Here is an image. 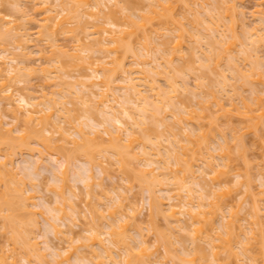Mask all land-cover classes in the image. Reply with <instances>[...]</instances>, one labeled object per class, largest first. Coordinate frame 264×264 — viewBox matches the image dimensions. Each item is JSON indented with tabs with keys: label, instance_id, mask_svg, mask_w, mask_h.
<instances>
[{
	"label": "bare ground",
	"instance_id": "1",
	"mask_svg": "<svg viewBox=\"0 0 264 264\" xmlns=\"http://www.w3.org/2000/svg\"><path fill=\"white\" fill-rule=\"evenodd\" d=\"M21 1L22 0H3V3L0 4V6L5 5V7L9 5L7 9L9 7L12 8L11 5L15 6L19 16H21V21H17L11 16V13L9 15L7 14L9 12L3 13L0 11V56L6 57L0 60V157H3V159L0 160V187L2 186L3 188L1 190L2 193H0V216H2L3 221H5V223H2L5 228L2 229L8 231L4 232L8 233H6V235H8V238H6L7 243L9 241L8 244H10L6 245L8 249L5 248V246H2L3 248L1 247L0 264H22V261L24 262L23 264H136V262L137 264H155V262L156 264H175V259L185 264H231L232 261L233 264H259L258 259L263 256H259L258 253H260V251H258L257 254H253L254 250L252 251V249L256 251V247L253 248V246L257 244V242L259 243L256 245L258 250H260V244L264 248V213L262 212L263 215L261 214L260 211L262 208L258 203V199H256L258 197L254 196L255 191L252 186V181L255 176H251L253 173L247 176V172H245L246 176L242 179L243 175L236 174V184L239 187L238 190L243 189L245 196L248 195V197H253V202L247 214L251 217V221L245 216L246 218L243 217V221H246L247 225H245L246 223L243 224L241 218V220H238L242 223L238 220L233 222L234 219H232V217L234 218V214L233 216L230 215V206L220 199L221 195L226 197L229 194V191H223V183L220 181V175L227 172V170H222L220 167H225L227 169L230 167V163L227 159L230 156L232 146L230 148L231 144L229 143L230 145L228 144L227 151L222 154L223 164L217 163V157L215 160L210 159L211 148L213 146L211 145L212 147H210L209 144L212 140L209 143L210 138L208 137L213 138L217 133L215 131L214 135L209 133L208 131L211 129L203 132L202 126L198 123L201 119V121H203L204 117L205 119L213 117L211 116L212 113L209 117L207 116L209 115V110H212L215 104L218 106L219 111L235 114L240 119L247 121L246 125L248 130L255 129V134H258L259 128H261V130L264 129L260 127V125L264 123V96L255 97V103L251 105L248 100H245L246 97L242 96V93L233 86L234 83H231V79L234 78L235 80L242 81H238V83L242 85L243 89H245L244 87L246 85L250 90L251 87L253 88L252 90H258V92L264 90V68L263 63H260L264 59V56L262 59L257 53L258 49L264 46V25L260 26L255 23L256 18L254 19V25L252 23L250 24L251 27L247 26L248 23L245 19H247L246 16L248 13H246L247 10L245 12V9L241 7L244 4L240 2H243V0H214L215 4L212 1L210 6L206 5L209 4L210 0H203L205 2L202 3V1H200L201 4H199V6H194V4L199 3V1L195 0L197 2L193 1L192 3L194 4H192L193 7L191 8L188 5L191 4V2H188L189 0H150L151 2L147 3L152 9L148 6L145 7V5L143 7L141 6L146 0H143V4H139V1L142 2V0H137V5L144 8L143 10L137 9V11L140 12V16L143 17L139 19L142 20L141 22L134 19L135 14L136 16L138 15L134 11L132 5L133 0H61V8H59V10L54 9L51 3L46 5L44 0H32L33 3L37 1V3L35 2L36 5L34 6L31 1L30 3L33 6L27 9L28 6L25 7L22 5ZM152 1L155 3H152ZM238 1L242 4L241 6ZM51 2L55 3V0H51ZM38 3H40L38 6L41 8L37 7ZM181 3L183 5H181ZM184 3H186V5H184ZM255 4H258V6L255 7L261 6V3H258V1ZM44 5L46 6L44 7ZM179 5H181L183 11H185L184 9H186V11H180V9L177 8ZM223 5L226 7L223 8ZM23 7L25 9H23ZM33 7L36 8L32 9ZM156 7L160 8L157 10L155 9ZM194 7L200 8L193 10L192 8ZM11 8H9V10H11ZM107 8L111 9L106 11ZM201 8H203V10H200ZM14 9L11 11L15 12ZM189 9H192V12L195 11V14H190ZM224 9L227 13L225 11V13H223ZM0 10H2V8ZM38 10L41 11L39 14L42 16L37 19L35 17ZM254 10L251 15L253 14V17H257L256 15L258 14L255 13L261 11V16H258L260 19L259 22L264 24V15H262L264 14V7L261 6V10L256 9L255 12ZM144 11H147V14H144ZM186 12L189 13V16L195 15L194 19L192 18L194 21H191V26L195 25L193 28L196 30L192 36H195L196 39L193 40L196 44L191 47H188L190 44L188 45L187 43L194 41H191L192 38L190 37L192 36H190V33L188 34L185 31L187 30V27H184L186 22L182 25L184 28L180 25L181 23H178L177 26L179 27L175 25L179 20V14L183 13L181 17L183 19L187 18L186 16L188 13ZM31 13H35V17H33L34 15ZM118 13L124 16H118ZM200 14L204 16L201 17ZM183 15H185V17H183ZM140 16L138 17L140 18ZM90 18L94 19L91 20ZM29 23H36L39 37L38 34L34 33L36 31L33 32L34 34L30 32L33 31L32 28L35 27V25L30 27V29L28 26L31 24ZM147 23H149L151 28L150 26L147 27ZM70 25L75 26L70 27ZM155 25L159 26L157 28L153 27ZM240 25L241 27L243 26V28L245 27L242 32L237 30V28H241ZM180 27L183 29H181L182 32L178 34L177 32H179ZM222 28H226V30H222ZM35 29L37 28L35 27ZM159 29L162 30V32L168 31L166 34L170 33L169 35H172L171 38L175 37L174 39L172 38L173 41L176 42L173 47H168L169 40L157 43V45L155 44L157 36H159L157 35ZM140 31L143 36H139ZM224 31H228L227 33L229 34L227 35ZM185 32L190 36L188 38L190 42H187L188 40L185 37L188 36L184 35ZM32 34L34 38H30ZM59 34L63 36H65L64 34H67L66 36L70 35L73 39L72 42L75 41L74 43H76V46L74 47V43L73 46L67 44L66 48L63 49L65 45H59L60 43L58 44V40H56V37L59 38ZM163 34L165 33H162V35ZM154 36L155 38H153ZM160 37L161 36H159V38ZM226 37L229 38V40L225 39ZM31 39L41 40V43L45 40L48 42L41 44L40 41H37L39 42L38 44L33 40V44H31ZM87 39L92 41H88ZM141 39L143 40L140 41ZM5 40H11V42L8 41L10 44ZM183 40L184 43H186L185 49ZM2 41L7 42L9 47L6 43H2ZM134 41H138L137 44L136 42L134 43ZM236 42L240 43V47L243 46L240 53H243V59L248 61L247 64L250 65V70L247 69L249 72H242L243 69L246 70V68L242 67L243 69H239L237 65L238 57H235V54H230L232 53L231 48ZM201 43L207 45H204L207 47V50L209 48L206 53V50H203L205 47H202ZM153 44L156 45V47L153 46ZM225 44L226 46L229 45L226 47ZM10 45L11 47L13 45L14 49L10 48ZM42 45L47 46L41 47ZM237 46L238 45H236V47ZM17 47L21 49L19 52L15 51ZM33 47L36 49H33ZM68 47L71 48L70 52ZM188 48H191V50ZM47 49L51 50H48L50 51V55H46L48 53ZM185 50H189L190 56L194 58H192L194 64L198 62L202 72L196 69L193 63L187 64L188 58H186V62L185 59H181L184 56L182 55V51ZM234 53L238 54L235 51ZM32 55L38 57L39 61H41L42 65L41 63L39 64L41 67H37L40 68V70L32 69L31 64L29 67V63H25ZM150 57L151 59H149ZM128 58H130V62H127ZM223 59L227 60V66L224 65L227 67L226 70H232L233 76L231 78L227 77L230 75H226L228 72L225 71V68L224 70L221 69L223 67L221 66L224 62ZM13 60L15 64L12 63ZM240 60L242 61V59ZM28 61L29 59L27 62ZM65 61H68V63ZM131 63L134 65L132 66ZM211 63L214 65L212 64V66ZM67 66H78L79 68L83 66L82 70H86L85 68H87L90 72L87 73L88 75H83L85 78L81 75L77 78V75L69 73V71L72 72L74 68L68 69ZM134 66L136 67L134 68ZM192 68L195 70L191 71ZM10 71L14 72L12 76H9ZM59 71L65 75L69 73L70 77L68 80L63 78L64 75L61 77L62 73H58ZM181 71L182 73L184 71L183 74L185 76L183 75V77H186V74L189 76L190 72L194 74V76L196 72H201L199 75H197V73V76H195V78L198 77L200 80L196 78L197 84L195 83L194 89L189 85L190 83H188L190 78L188 79L187 77L188 80L183 78ZM34 72L36 73L35 75L44 77L45 86L51 87V89L43 90L41 92L43 94H40L42 96L36 95L37 93L35 92H32L33 94L25 93L28 94L25 95L23 92H20L19 89L12 87V85L15 86L20 82H25L28 80L26 79L28 77H33L32 75ZM187 72H189V74ZM234 72H236L235 75ZM247 72L248 74H246ZM208 73H210V75H217L216 79L218 77L217 81H219V84H217L218 82L215 80L212 82L206 80L205 77H210ZM116 74L117 76H115ZM118 74L120 77H118ZM73 76L76 77V79ZM249 76H251V80L248 79ZM71 78L75 81H72ZM161 78L164 79L166 83L163 86L160 84ZM58 79L60 80L59 82ZM69 79H71L70 81H72V83ZM207 79L211 80V77ZM228 79L230 82L227 81ZM117 81H122V83L118 82L116 84ZM257 82L259 84L262 83L263 86L254 84ZM215 83L217 85H215L214 88L218 90L219 88H216V86L221 85L223 92L226 94H230L227 90L232 88V92L235 94V96H233L234 94L232 96L238 98L242 106H238L240 103L237 104L236 100L229 98L230 96L227 97L230 101L224 99L226 101L224 102L223 98L226 97V95L224 96L222 90L219 91V95L223 94V98L216 94L218 92L212 88ZM67 84H69V86ZM77 86H79L78 89ZM205 87L206 89H204ZM74 88L76 89L75 91L72 90ZM188 88L194 92V96L197 98L195 102L197 108L193 106L190 107L189 104L191 103L187 104L184 100L175 101V97H177L181 91H187ZM45 91L48 92L46 93ZM71 91L73 95L67 97L66 93L69 92L72 94ZM49 92L51 94H48ZM211 103H213V106ZM225 103H227L229 107H227ZM45 104L51 106L53 110L50 112L45 111ZM67 104H72L73 107L69 105L71 107L69 108ZM57 105H59V107H57ZM93 108L96 111H92L94 110ZM81 111H83V114ZM94 112L100 117L97 118V120L95 119L97 116L93 114ZM58 114H60L59 121L64 122L63 131L77 129L84 133L85 139L83 143L77 142V148L79 149L78 155L80 154L86 158L87 165L84 167L83 171L76 174L75 181H79L81 178L87 176L89 183L87 184V189H85V185L80 187H84L83 189H79L81 193L76 191L78 189H76L74 185L75 188H72V184L66 186L67 179H65L62 185L52 184V186L49 187V190L55 195V198L53 197L54 202L52 203L51 200L48 201L49 199L46 200L43 195H40L38 191H42L41 189L36 188L38 186L42 187L44 184L37 186V182L33 183V181H16L15 186H17H13V168L15 163H13L14 161L12 158L15 157V154L17 156L18 152L22 153L25 151L28 152L31 157L34 156L33 158H36L39 153H34L33 144L35 146L36 144L43 146V148H46L45 150H50L49 148L57 150L56 148H59L61 145L62 147H60L59 153H61V149L64 151L69 149L68 151H71L72 149L68 148V145H71L73 141L65 137L61 129L56 128ZM170 116L173 117V120H170ZM4 117H10L8 118L10 121ZM209 119L207 121H210ZM114 120H118L119 124H113ZM168 120L175 122L174 127L176 128L179 126V130L175 129L173 126L172 130L170 127L171 123L169 124ZM228 120L226 118V121ZM13 121H15V123H13ZM22 122L25 123H23L24 125L28 124V127L21 126ZM229 122L231 123L232 121ZM207 123L205 127H207ZM217 123L219 124L220 122L217 121ZM51 124L53 128L49 129L48 125ZM211 124L212 128H215L216 120L214 119ZM54 128L61 132L59 135L60 138L54 140L55 143L49 140L42 141L36 139V137L40 135L41 129L51 132ZM239 128L241 127L239 126ZM239 128L237 127V131ZM234 129L236 130V128ZM239 131L243 132L242 129ZM17 132L20 133L19 136L15 135ZM233 135L234 134H232V136ZM224 137L226 136L222 135V138ZM163 139L169 144L164 145ZM229 139L231 140L232 138ZM56 140L64 144L57 143ZM18 141L20 143H18ZM65 143L67 145H65ZM242 150L243 149L240 151ZM26 152L24 154H27ZM56 152H58V150ZM48 154L55 155L51 151L50 153L48 152ZM100 155L103 158H107V162H109L110 165L113 164V168L118 167L119 172H128V175L125 174L127 178L122 176L123 179L125 178L124 180L127 182L132 180V183L133 180L137 181L138 185H140V190L148 192V204L143 206V208L137 207L138 210L134 208V204L131 203V201L127 202L128 196L123 193L121 188L119 190V188L113 186V188L110 187L111 190L107 188L110 190L109 191L104 187V178L100 180L95 178L97 176L92 172L94 167L99 169L101 167L103 172L106 170L104 172L106 174L109 170L107 166L102 164L103 161L99 159L101 158ZM23 157L26 158V160L23 161L30 162L25 155ZM57 158L59 159V156H57ZM29 159L32 158L29 157ZM199 160L204 166L206 165L207 168H204L205 171L203 167L199 165ZM219 160L220 158L218 157V161ZM169 161H171V167H167L166 170H157V166L164 167ZM29 162H27V165ZM47 163L46 165L48 166ZM3 165H9L11 167L7 170H3V168H1ZM41 167H43V165H41ZM195 167L197 169H195ZM262 170L259 169V171H257V173H259H256V175L261 178L260 184L264 187V171ZM38 171L39 169L37 172ZM207 174L211 176L208 182L206 178L208 176ZM39 175L38 172V176ZM54 176L50 179L51 181ZM201 176L203 183L201 182L202 180H199ZM204 179L206 181H204ZM29 182V189L27 190V188H25L26 191L24 185H27ZM45 184L47 185L48 182ZM96 185L100 188L97 189V187H95ZM34 188L38 190L33 191ZM77 188H79V186H77ZM66 190H68L67 195ZM262 193L264 198V190ZM57 194L65 201L62 205L57 203ZM75 197H77L76 199L79 197L82 200L80 202H75L73 200ZM95 198L97 200L99 199L98 202ZM33 199H41L43 204L48 206L46 211L45 208L43 209L44 211L42 210L40 212L37 209L31 210L33 206L34 208L39 207L38 205L41 206V201H39L38 204V202H35L36 200ZM103 199L109 200L106 201L107 204L105 202L106 206L103 205ZM69 200L71 201L70 203H68ZM83 201L84 203H82ZM108 202L110 203L108 204ZM262 202L264 204V200ZM76 203H80L81 205L85 204V210H81ZM225 204L229 208L230 219L224 215L228 214L225 212L227 208L224 209L226 206ZM105 207V211L109 212L108 215L103 213V208L105 209ZM262 207H264V205H262ZM144 209L148 210L146 214L144 213ZM87 212L90 213L89 216ZM220 212H224L222 213L223 216ZM38 213L45 219V229H43V232H40L45 234L38 235L39 237L42 236L40 237L42 238L41 242L43 241L42 243L44 244L42 248L38 246L39 243L35 240V238L39 239L37 236L38 229H40L38 226L39 219L35 217ZM46 213L51 217L45 218L44 215ZM94 214H96L97 217L99 216V221L105 222L103 223L104 227L101 225L102 222L96 221L97 218H94ZM159 214L165 217L163 218L165 222H167L166 225L168 224V228L166 229H169L172 234L176 235L178 234L177 232L182 231L180 235H176L177 241L183 243V246L180 245L182 246V255L173 253L171 245L176 241L171 242L172 239H169V236L166 237V233H164L159 226H155L156 222L153 219L155 215L158 217L161 216ZM219 214H221L222 219H217V216H220ZM148 217L151 218V223H149ZM103 218L106 219L103 220ZM66 220H68V224ZM131 220L134 222L137 220L136 225L139 226L134 224L131 225ZM216 220L220 222L218 223L220 224L219 229L217 228L218 226L215 225L217 223ZM146 221L151 225L147 224L148 227H153L151 231L156 233V236L158 235L155 240V242H158L156 245L163 244L165 248L164 255L157 254L159 257H157L156 260L153 259L154 261L148 260L149 263L142 259V256L144 257L145 255V257H147V254H150L148 253V249H151L148 245L149 241L144 238L145 234H143V232L145 231H143L141 227ZM27 224L30 226L32 225L33 228L25 227ZM40 224L41 223H39V225ZM72 224L81 227L79 231L84 234L83 236L80 235L82 238L75 236L74 233H76V231L73 229ZM82 224L84 226L83 228ZM130 225L134 227L131 228ZM147 225L145 226L146 229ZM102 227L103 229H101ZM36 228H38V231H31ZM129 229H133L137 232L136 237H132V234L128 233V231L130 232ZM49 231L54 233V238L59 239L65 246H62V244L58 246V243H54V245L51 244V239H49V241L47 239ZM29 232H33L34 237H32ZM34 232L36 233L34 234ZM160 232L164 234H160ZM137 235L139 241H137ZM181 235L183 236L180 238ZM189 241L191 242L190 246L188 245ZM200 241L204 242L206 244L205 246L208 247L202 245ZM132 242H135L137 245L132 246V244H130ZM235 242L239 244L240 251L235 249ZM84 247L87 248L86 253L84 250L78 251L80 248L84 249ZM206 248H208V250H206ZM30 251H35V254H30ZM140 251H142L143 255H141ZM155 252L158 253V249L157 251L153 250L151 254L154 255ZM222 253H225L226 256L222 257ZM161 256H164L166 259L169 257L172 263L171 261L168 263V259L167 261L162 259V261L160 259L162 258ZM72 258L76 260L71 261L73 260ZM147 258H150V255ZM261 259L264 258H260V260ZM209 260L212 263L209 262Z\"/></svg>",
	"mask_w": 264,
	"mask_h": 264
},
{
	"label": "rangeland",
	"instance_id": "2",
	"mask_svg": "<svg viewBox=\"0 0 264 264\" xmlns=\"http://www.w3.org/2000/svg\"><path fill=\"white\" fill-rule=\"evenodd\" d=\"M32 0H22L21 1V4L22 5H24L25 7H27V9L29 8V7H32L33 5L35 6L36 5V3H37V1H34V3H33V1H32V4L30 3ZM139 1V0H138ZM137 0L135 1V0H133L132 1V5H133V7H134V11H135V13H137V15L138 16H140V12H138L137 11V9L139 8L140 10L142 9H144V8H141L140 7V5H137L138 2ZM171 1H174V0H171ZM188 1V0H187ZM193 1H195V0H189L188 2L190 3L191 2V4H188L189 5V7L191 8V7H193V5L192 4H194V3H192ZM197 1H199V3L197 4H194V6L195 5H198L199 6V4H201V2L200 1H202V3L203 2H205V1H203V0H197ZM197 1H195V2H197ZM209 1V0H208ZM213 1V3L215 4V2H214V0H210V2H209V4H206V5H211L210 3ZM216 1V0H215ZM258 1V3L260 2L261 3V6L262 7H264V0H243V2L242 1H240L242 4H244L243 6H241L242 4H240V2H239V4H240V6L243 8V9H245V12H246V10H247V12L246 13H248V15L247 14H245V15H247L246 17H247V19H245L246 21H247V26H250L251 27V25L250 24H252L253 23V25H254V19H259V17L258 16H261V11H259V12H257V13H255V14H258V15H256L257 17H253L252 15H251V13H253V10L255 9H260L261 10V6L259 5V7H255V6H258V4H255L256 2ZM36 2V3H35ZM147 2H151L150 0H146V1H144V4H143V0H142V2H140L139 1V4H143V5H141L142 7L145 5V7H147L148 6V3ZM186 2V1H185ZM52 3V2H51ZM147 3V4H146ZM152 3H155L154 1H152ZM151 3V4H152ZM40 3H38L37 4V7H39L38 5H39ZM238 4V5H239ZM42 5V4H41ZM155 5V4H154ZM181 5H183L182 3H181ZM181 5H179V6H177V8L178 9H180V11H183V9L181 8ZM184 5H186V3H184ZM192 5V6H191ZM205 5V6H206ZM226 5H228V4H226ZM7 7L9 6V5H6ZM12 6V8L11 7H9V8H11V10H13L14 8H15V6H13V5H11ZM46 5H44V7H45ZM110 6V5H109ZM208 6V7H209ZM7 7H5V5H2V6H0V9L2 8V10H0V11H2L3 13H6V12H9V13H7V14H9L10 15V13H11V16L14 18V19H16L17 21H21L20 20V18H21V16H19V14H18V12H17V9L15 8L14 10H15V12L14 11H11V10H9V8L7 9ZM149 7V6H148ZM200 7H201V5H200ZM199 7V8H200ZM207 7V8H208ZM213 7V6H212ZM226 7V6H225ZM224 7V5H223V8H225ZM34 8H36V7H33L32 9H34ZM39 8H41V7H39ZM149 8H151V7H149ZM160 8V7H159ZM158 7H156L155 9H159ZM187 8V7H186ZM197 9H199L198 7H196ZM196 8L194 7V8H192L193 10L195 9L196 10ZM247 8V9H246ZM23 9H25L24 7H23ZM38 9V8H37ZM36 9V10H37ZM109 9H111V8H107V10L106 11H109ZM138 9V10H139ZM152 9V8H151ZM150 9V10H151ZM192 9H189L190 10V14L191 13H193V14H195L194 12L195 11H193L192 12ZM8 10V11H7ZM35 10V11H36ZM57 10V9H56ZM59 10V9H58ZM185 11H186V9H184ZM200 10H203V8H201ZM255 10H254V12H255ZM28 11V10H27ZM33 11V10H32ZM185 11H183V12H185ZM225 11V9L223 10V13H225L224 12ZM231 11V10H230ZM252 11V12H251ZM1 12V13H2ZM29 12V11H28ZM31 12V11H30ZM41 11H39L38 10V12H37V15L35 14V13H31V14H35L36 15V17H35V15L33 16V17H35V18H41V16L42 15H40L39 13H40ZM145 13L144 14H147V11H144ZM152 13V12H151ZM186 13H188V12H186ZM227 13V12H226ZM20 14H21V12H20ZM141 14H142V12H141ZM181 14H183V13H181ZM181 14H179L178 15V18H179V20H178V22H177V24H175L176 25V27H179V26H177L178 25V23H181L180 25L182 26L185 22V26L184 27H187V30H185L188 34L190 33V36H192V34L194 33V31L196 30V29H194L193 27H195V25H193V26H191L192 24H191V21H194L193 19H194V17H195V15H190L189 16V13L187 14V18H185V19H183L182 17H181ZM22 15V14H21ZM122 14H120L119 15V13H118V16H121ZM122 16H124V15H122ZM138 16H136V14H135V16H134V19H136V20H138V22H141L142 20H139V19H141V18H143V17H141L140 16V18L138 17ZM200 16L202 17V16H204L203 14H200ZM17 17H18V19H17ZM137 17V18H136ZM183 17H185V15H183ZM189 17V18H188ZM147 18V17H146ZM193 18V19H192ZM240 18V17H239ZM91 19V18H90ZM94 18H92L91 20H93ZM256 19V22L255 23H257L258 25H260V26H263L264 24L263 23H261V22H259L260 21V19L259 20H257ZM143 20H145V19H143ZM29 24H31L30 26H28L29 28L30 27H33V25H35V27L37 28V29H35V27H33L32 29H33V31H30V32H34V31H36V32H34L35 34H38L37 32V30H38V27L36 26V23H29ZM154 24V23H153ZM196 24V23H195ZM147 27H149L150 25H149V23H147ZM173 25V24H172ZM75 25H70V27H74ZM159 26V25H158ZM158 26H153V27H158ZM166 26V25H165ZM246 26V27H247ZM171 27V26H170ZM183 27V26H182ZM183 27V28H184ZM239 27V26H238ZM240 27H241V25H240ZM150 28H151V26H150ZM149 28V29H150ZM183 28H181L180 27V30H179V32H177L178 34H180L182 31H181V29H183ZM241 28H243V26L241 27ZM241 28H237V30L239 31V32H242V30H244V28L243 29H241ZM31 29V28H30ZM148 29V28H147ZM160 29H162V28H160ZM159 29V33L157 34V35H159V36H161L160 38H159V36H157V39H156V45H157V43H162V42H164V41H167V40H169L170 42H169V44H168V47H173L174 45H175V41H173V39L175 38V37H172L171 38V36L172 35H169L170 33H168V34H166L168 31H163L162 32V30H160ZM164 29V28H163ZM171 29V28H170ZM186 29V28H185ZM164 30H167V29H164ZM174 30H176V29H174ZM188 30H189V32H188ZM222 30H226V28H222ZM150 32H152V31H150ZM171 32H173V31H171ZM186 32L184 33V35L185 36H188L187 34H186ZM225 32V31H224ZM228 31H226L225 33L228 35L229 33H227ZM33 33V34H34ZM162 33H165V34H163L162 35ZM32 34V36L30 37V38H34V35ZM82 34V33H81ZM80 34V35H81ZM149 34V33H148ZM60 36H59V38L58 37H56V40H58V44L59 45H65L64 47H63V49H65L66 48V46H67V44L68 45H74V47L76 46V43H74V42H72L73 41V39H72V37L70 36V35H68V36H66L67 34H64L65 36H63L62 34H59ZM143 36L142 35V32L140 31L139 32V36ZM153 35V34H152ZM173 36H174V34H173ZM182 36H183V34H182ZM190 36H188V37H185V38H187V42H190V39H188ZM38 37H39V34H38ZM37 37V38H38ZM92 37V36H91ZM91 37H90V39H91ZM153 38H155V36L153 37ZM183 38V37H182ZM184 38V39H185ZM190 38H192L191 39V41H194L196 38H195V36H192V37H190ZM137 39V38H136ZM135 39V40H136ZM194 39V40H193ZM225 39H228L229 40V38H225ZM33 40L34 39H31V41L30 42H32L31 44H33ZM88 41H92V40H89V39H87ZM143 39H141L140 41H142ZM151 40V39H150ZM153 40V39H152ZM176 40H178V39H176ZM5 41H10L11 42V40H5ZM34 41H36V43H38L39 44V42H37V41H40V43H41V40H34ZM139 41V42H140ZM145 41V40H144ZM185 41H186V39H185ZM3 42L2 41V43H6L7 45H8V47H9V44H10V42ZM45 43L46 42H48V41H44ZM44 42H42L41 44H43ZM136 41H134V43H135ZM138 42V41H137ZM137 42H136V44H137ZM146 42V41H145ZM195 42V41H194ZM194 42H190V43H187L189 46L188 47H191V46H193V45H195L196 44V42L194 43ZM240 42V41H239ZM239 42H236V44L231 48V50H232V53H230V54H235L236 56L235 57H238L237 58V61H238V63H237V65H238V67H239V69L240 68H242V67H244V68H246V70H244L243 68V71L242 72H246V71H248L249 72V70H250V65L249 64H247L248 63V61H245L244 59H243V53H240V51L242 50V47H240V43ZM1 43V44H2ZM44 43V44H45ZM74 43V44H73ZM183 43H184V40H183ZM204 43V42H203ZM203 43H201V46L202 47H205V48H203V50L205 51V53L209 50V48H208V50H207V45L206 44H204V45H206V46H204L203 45ZM205 43H206V41H205ZM6 44H3V45H6ZM12 44V43H11ZM38 44H36V45H38ZM47 44H49V43H47ZM135 44V45H136ZM142 44H143V42H142ZM227 44V43H226ZM226 44H225V46H226ZM2 45V46H3ZM139 45V44H138ZM137 45V46H138ZM156 45H154L153 44V46H155L156 47ZM229 45V44H228ZM227 45V46H228ZM236 45H238L237 47H236ZM38 46H40V45H38ZM44 45H42L41 47H43ZM47 46V45H46ZM46 46H44V47H46ZM49 46V45H48ZM140 46V45H139ZM183 46H185L184 47V49L186 48V43H184L183 44ZM226 46V47H227ZM71 47V46H70ZM70 47H68V50H69V52H70V50H71V48ZM163 47H165V46H163ZM10 48H12V49H14L13 48V45H12V47H11V45H10ZM47 48H49V47H47ZM260 48H262V49H260ZM259 49H258V56H261L260 58H262L263 56H264V46H262V47H260ZM33 49H36L35 47H33ZM46 49V48H45ZM73 49V48H72ZM188 49H190L191 50V48H188ZM48 50H50V49H47V54L46 55H48L49 54V52L51 51H48ZM46 51V50H45ZM187 50H185V51H182V55H184L181 59L182 60H184L185 59V62H186V58H188L189 60H188V62H187V64H189V63H193L194 64V58L192 57V56H190V53L187 51ZM220 51V50H219ZM234 51L235 52H237L238 54H236V53H234ZM261 53H260V52ZM226 52H228V51H226ZM209 53H211V52H209ZM225 53V52H224ZM36 54V53H35ZM50 55V54H49ZM239 55H241V56H239ZM66 56V55H65ZM68 56V55H67ZM227 56V55H226ZM240 57V58H239ZM192 60H191V59ZM29 59V61L27 62V60ZM27 60H26V62L25 63H29L28 65H29V67H30V64H31V68L32 69H36V70H40V68H37V67H41V65H42V63H41V61H39V58L38 57H36V56H34V55H32L30 58H28ZM65 59H67V58H65ZM68 59H70V58H68ZM149 59H151V57L149 58ZM180 59V60H181ZM240 59H242V61L240 60ZM259 59V58H258ZM263 59V58H262ZM64 60V59H63ZM106 60H108V59H106ZM130 60V58H128V61L127 62H130L129 61ZM224 60V59H223ZM223 60H222V62H223ZM43 61V60H42ZM70 61V60H69ZM178 61V60H177ZM213 61H214V59H213ZM260 61V60H259ZM66 63H68V61H65ZM196 62V61H195ZM212 62V61H211ZM41 63V65H39ZM177 63H179V62H177ZM180 63H182V62H180ZM260 63H263V68H264V59L262 60V62H260ZM132 64V63H131ZM213 63H211V65H212ZM247 64V65H246ZM67 65H69V64H67ZM134 64H132V66H133ZM181 65V64H180ZM195 65V68L196 69H199L201 72H202V69H200L199 68V63L198 62H196V64H194ZM214 65V64H213ZM212 65V66H213ZM227 66V60H224V62H223V64L221 65V66H223L221 69H223L224 70V68H225V71L226 72H228V73H226V75H230V76H227V77H232L233 75H232V70L230 71V70H226L227 69V67H225V66ZM86 66V65H85ZM190 66V65H189ZM261 66V65H260ZM68 67V66H67ZM136 66H134V68H135ZM191 67H193V66H191ZM71 69V68H74V70L71 72V71H69V73L70 74H75V75H77V78L78 77H80V75L83 77V78H85V76H83V75H86L88 72H90L89 70H87V68H85L86 70H82V68H83V66L81 67V68H79L78 66H72V67H68V69ZM247 69H249V70H247ZM192 70H195L194 68H192L191 69V71ZM199 70H197V71H199ZM64 71V70H63ZM260 71H262V70H260ZM201 72H196V74L197 75H199ZM248 72L246 73V74H248ZM38 73V72H37ZM41 73V72H40ZM39 73V74H40ZM58 73H62V72H58ZM64 73H66V72H64ZM68 73V72H67ZM69 73L68 74H63L62 73V75H61V77L64 75V77H70V75H69ZM178 73H180V72H178ZM183 73H184V71H183ZM182 73V71H181V74H182V77H183V74ZM188 74H189V72H187ZM36 73L34 72L33 73V77H28V78H26V79H28V80H26L25 82H20L18 85H12V87H15V88H17V89H19V91L20 92H23L24 94L25 93H30V94H33L32 92H35V93H37L36 95H40V94H43V93H41L43 90H48V89H51V87H48V86H45L46 85V83H45V80H44V77L43 76H38V75H35ZM185 74H186V72H185ZM195 74V76H197ZM209 75H210V73H208ZM236 74V72H234V75ZM40 75H42V74H40ZM74 75V76H75ZM88 75V74H87ZM119 75V74H118ZM25 76H27V75H25ZM28 76H30V75H28ZM73 76V77H74ZM115 76H117V74L115 75ZM185 76V75H184ZM195 76H194V74H191V72H190V74H189V76L186 74V77H183V78H186L187 79V77H188V79H189V82L188 83H190L189 85L194 89V87H195V83L197 82L196 81V78H197V80L199 79L198 77H196L195 78ZM216 76L217 75H213V74H211L210 75V77H211V80L210 79H207V78H210L209 76L208 77H205L206 78V80H209L210 82H212V81H217V79H218V77H217V79H216ZM42 77V78H41ZM63 77V78H64ZM72 77V76H71ZM87 77V76H86ZM118 77H120V75L118 76ZM251 76H249L248 77V79H250L251 80V78H250ZM24 78V79H25ZM75 79H76V77H74ZM229 78V79H230ZM254 78V77H253ZM72 79V78H71ZM71 79H69V81L71 80ZM179 79V78H178ZM187 79V80H188ZM229 79L227 80V81H229ZM234 79V78H233ZM233 79H231L232 81H231V83H234V87L239 91V92H241L242 93V96H244V97H246V99L245 100H250V96L248 95L250 92H251V90L253 89L252 87H251V90L250 89H248V87H246V85H245V89H243L242 88V85L241 84H239L238 83V81L239 82H242V81H240V80H233ZM64 80V79H63ZM65 80H68V79H65ZM180 80V79H179ZM200 80V79H199ZM60 80L58 79V82H59ZM72 81H75L74 79H72ZM72 81H70L71 83H72ZM66 82V81H65ZM122 83V81L120 82V81H117L116 82V84L117 83ZM218 83L217 84H219V81H217ZM230 82V81H229ZM237 82V83H236ZM207 83V82H206ZM250 83V82H249ZM70 84V83H69ZM69 84H67L68 86H69ZM124 84V83H123ZM160 84H162V86L164 85V84H166L165 83V80L164 79H162L161 78V83ZM191 84H194V85H191ZM197 84V83H196ZM216 83L214 84V86L212 87V88H214L215 87V85H217ZM229 84V83H228ZM254 84H259L258 82L257 83H254ZM230 85V84H229ZM228 85V86H229ZM239 85V86H238ZM251 85H253V84H251ZM260 85H262L263 86V84L261 83V84H259V86ZM50 86V85H49ZM66 86V85H65ZM231 86V85H230ZM232 86V87H233ZM255 86V85H254ZM253 86V87H254ZM45 87H47V88H45ZM219 88L218 90H216L215 88H214V90H216V92H218V93H216V94H218L219 95V91H221L223 88L221 87V85L219 86H216V88ZM233 87V88H234ZM255 87H257V86H255ZM254 87V88H255ZM15 88H13V89H15ZM70 88V87H69ZM79 88V86H77V89ZM197 88V87H196ZM195 88V89H196ZM230 88V87H229ZM204 89H206V87L204 88ZM227 89H228V87H227ZM232 88H230L229 90H227V91H229V93L230 94H228L226 97H222L223 96V94H224V96H225V94L226 93H224L223 92V90H222V95H219L220 97H222L223 98V101L224 102H226L225 100H229V99H227V97H233V96H235V94L232 92L233 91V89L231 90ZM256 89H258V88H256ZM261 89V88H260ZM69 90H71V89H69ZM72 90H76L75 88L74 89H72ZM190 91V92H189ZM261 91V90H260ZM46 92V91H45ZM48 92V91H47ZM46 92V93H47ZM72 92V91H71ZM257 92H258V90H257ZM69 92H67L66 94V96L67 97H71L72 95H73V92H72V94H68ZM48 94H51L50 92L48 93ZM220 94H221V92H220ZM234 94V95H233ZM237 94V93H236ZM0 95H1V93H0ZM25 95H28V94H25ZM233 95V96H232ZM40 96H42V95H40ZM257 96H259V95H257ZM256 96V97H257ZM209 97V96H208ZM2 98H4V97H2ZM176 99H175V101L176 100H180V101H182V100H184V102L185 103H187V104H189V103H191V104H189L190 105V107H194V108H197L196 107V105H195V102H196V100H197V98H195V96H194V92H192L191 91V89L190 88H188V90L187 91H181V93H179L178 94V96L177 97H175ZM4 99H6V98H4ZM209 99V98H208ZM212 99H213V97H212ZM225 99V100H224ZM230 99H232V98H230ZM211 100V99H210ZM233 100H236L237 101V104L238 103H240V100H238V98H235V99H233ZM5 101V100H4ZM230 101V100H229ZM228 101V102H229ZM207 102V101H206ZM193 104V105H192ZM225 104H227V103H225ZM236 104V103H235ZM254 104V103H253ZM68 105V107L69 108H71V107H73V105L72 104H67ZM71 107H70V106ZM211 105L213 106V103H211ZM210 105V106H211ZM251 105H252V103H251ZM0 106H1V103H0ZM238 106H242L241 105V103H240V105L238 104ZM227 107H229V105L227 104ZM215 108V109H214ZM94 109V108H93ZM210 109V108H209ZM213 110V111H212ZM212 110L210 109L209 110V115L207 116V117H209L210 116V114H211V116H213V117H211L210 119L209 118H207V119H205V117L203 118L204 120L203 121H201V120H199L198 121V123L202 126V130H203V132H206V131H208L209 129H211L210 131H212V132H210V131H208L209 133H212L213 135L215 134V132L217 133V134H215V136L213 137V138H211V137H208V138H210L209 139V143H210V141L212 140V142L209 144L210 145V147H212V146H214V145H216L221 139H222V135H225L226 137H228V139L229 138H232L231 140L229 139V143L231 144H229L230 145V148H231V146H232V148H231V150H230V156H229V158L227 159V161L230 163V167L227 169V168H225V167H220L222 170L224 169V170H227V172H225V173H223V174H221L220 175V181H222V183H223V187H222V189H223V191L224 190H227V191H229V194H228V196H220V199L221 200H223L224 202H226V203H228V205L230 206V215H232L233 216V214H234V218L232 217V219H234V221L233 222H235L236 220H241V221H243L244 219H243V217H245V216H247V218H249V220L251 221V217L249 216V215H247L248 213H249V210H250V207H251V205H252V202H253V197H248V195L247 196H245L244 194V191H243V189H240V190H238L239 189V187H238V185L236 184V174L238 173V174H241V175H243L242 176V179H244L245 178V176H246V173L245 172H247V176H249V174H252L253 173V175H251V176H255V177H253V183H252V186L254 187V196L255 197H258V198H256V199H258V203H259V205L261 206V208H262V210L260 211L261 212V214H262V212L264 213V207H262V205H264L263 204V200H264V198H263V196H262V191L264 190V187H262L261 186V184H260V180H261V178L258 176V175H256V173H257V171H259V169H261L262 170V168H263V170L262 171H264V147H263V145H264V140H262V139H264V129L263 130H261V128H259V132H258V134H255V129L254 130H248V127H247V125H246V123H247V121H245V120H242V119H240L238 116H236L235 114H231V113H229V112H222V111H219V109H218V106H216L215 104H214V106H213V108H212ZM92 111H96L95 109L94 110H92ZM167 111H169V110H167ZM197 111H199V110H197ZM210 111H212V112H210ZM82 112V114H83V111H81ZM214 112V113H213ZM75 113V112H74ZM77 113V112H76ZM96 112H94L93 114L95 115V116H97L96 114H95ZM78 114H81V113H78ZM217 114V115H216ZM221 115H223V116H221ZM82 117V116H81ZM80 117V118H81ZM216 117V118H215ZM227 118V120L228 121H226V118ZM4 118H7V117H4ZM8 118H10V117H8ZM7 118V119H8ZM79 118V119H80ZM97 118H100V117H96L95 119L97 120ZM170 118V120H173L172 118L173 117H169ZM7 119H5V120H7ZM210 120L211 122L212 121H214V119L216 120V127L215 128H212V124H211V122L210 121H207V120ZM211 119H213V120H211ZM221 119V120H220ZM9 121H10V119H8ZM7 120V121H8ZM81 120H83V119H81ZM170 120H168V122H169V124L171 125L170 127H171V129L173 130V127L175 126V122H173V121H170ZM175 120V119H174ZM217 121L218 122H220L219 124L217 123ZM229 121H232L231 123L229 122ZM80 122H82V121H80ZM83 122H85V121H83ZM202 122V123H201ZM208 122V123H207ZM222 122V123H221ZM241 122V123H240ZM263 122H264V119H263ZM24 122H22V125L21 126H26V128L28 127V124H26V125H24L23 124ZM208 124V125H206L207 127H205V124ZM21 124V123H20ZM50 124V123H49ZM211 124V125H210ZM239 124H241V125H239ZM47 125V124H46ZM107 126V125H106ZM173 126V127H172ZM239 126L241 127V128H239ZM244 126H246V127H244ZM48 127H49V129L51 128H53V126H52V124L51 125H48ZM179 127V126H178ZM178 127H174L175 129H177V130H179L178 129ZM237 127L239 128V130H243V132L242 131H237ZM260 127H263L264 128V123L262 124V125H260ZM162 128H165V127H162ZM161 128V129H162ZM234 128H236V130L234 129ZM100 129H103V128H100ZM250 129V128H249ZM202 130L200 129V131H201V133H202ZM215 131V132H214ZM176 132H178V131H176ZM167 133V132H166ZM208 133V134H209ZM224 133V134H223ZM227 134H228V136H227ZM232 134H234L233 136H232ZM166 135H168V134H166ZM208 136H210V135H208ZM165 137V136H164ZM164 137H162V138H164ZM179 137V136H178ZM56 138H60V136L58 137V136H56L55 137V139ZM165 139H166V137H165ZM165 139H163L164 140V145L165 144H169V143H167V142H165ZM234 140V141H233ZM61 141V140H60ZM166 141H167V139H166ZM56 142L57 143H60V142H58V140H56ZM62 142V141H61ZM55 143V142H54ZM63 143V142H62ZM62 143H60V144H62ZM238 144V145H236V144ZM263 143V144H262ZM64 144V143H63ZM53 145H55V144H53ZM65 145H67L66 143H65ZM163 145V144H162ZM212 145V146H211ZM35 145L33 144V147H34ZM36 146H39L38 144H36ZM59 146V145H58ZM60 147H62L61 145H60ZM60 147L59 148H56L57 150H58V152H59V150H60ZM38 148H43V146H39ZM54 148V147H53ZM64 148V147H63ZM69 148V147H68ZM44 150L46 149V148H43ZM50 150H45V151H47V152H49L50 153V151L51 152H53V154H55V155H57L56 153H58V152H56L57 150H55V149H51V148H49ZM71 149V148H70ZM212 149V148H211ZM241 149H243L242 151H240ZM62 151H61V154L64 152V150L63 149H61ZM66 150V149H65ZM69 150V149H68ZM68 150H66V151H68ZM97 150V149H96ZM95 150V151H96ZM245 151V152H244ZM26 152V151H25ZM25 152H18V154H17V156H16V154L13 156L14 158H12L13 159V163H15L16 162V160H20L21 159V161L22 162H26V161H23V160H26V158H24L23 156L25 155V157H27L28 158V160H30L29 159V157L30 158H32V159H35V158H33V157H31V155H29L28 154V152H26L27 154H24ZM38 151H35L34 153L35 154H38L37 153ZM239 152H241V153H239ZM262 153H263V155H262ZM29 156V157H28ZM99 156V155H98ZM241 156V157H240ZM36 157V156H35ZM100 157H101V155H100ZM76 159L79 161V165H78V167H79V171L77 172V173H79V172H81V171H83V169H84V167L87 165V161H86V158L85 157H83L82 155H78V153H77V156H76ZM99 159H101L102 161H103V163L102 164H104L105 166H107L108 168H109V170H108V175L106 174V173H104L102 170V168L100 167V169L99 168H93V170H92V172H94L95 173V175L97 176V177H95L96 179L98 178V180H100V179H103L104 178V180H103V184H104V187L107 189V188H109L110 190H111V188H113V186H116L117 188H119V190H120V188H121V190H123V193L126 195V196H128V200H127V202H130L131 201V203H133L134 204V208H136V209H138V208H143V206H145L146 204H148V192H144V190H140V185H138V183H137V181H134L133 180V183H132V180L130 181V182H127L126 180H124L125 178H127L126 176L128 175V172H126V173H121V172H119L118 170V167H112V165H110L109 164V162H107L108 160H107V158H103V157H101V158H99ZM200 161V160H199ZM199 161H197V162H199ZM216 161H217V163L219 162L218 161V157H217V159H216ZM215 161V162H216ZM27 162H29V161H27ZM27 162L26 163H23V164H26L27 165ZM196 162V163H197ZM248 162V163H247ZM201 163V164H200ZM200 163H199V165H201L202 167H203V170H204V168H207L206 167V165L204 166V164L200 161ZM29 164V163H28ZM48 164V166L46 165V163L45 164H42L43 165V167H41L40 169H39V176H38V179L35 181V182H37L36 184H37V186L38 185H42V184H44L42 187L41 186H38V187H36V188H39V189H41L42 191H38V192H40V195H43L45 198H46V200H48V201H50L51 200V202L53 203L54 201H53V197L55 198V195L51 192V190H49V186H47V185H49L50 183H51V180L50 179H52V176H54L55 174H54V169H55V165L53 164V163H47ZM247 164V165H246ZM249 164V165H248ZM258 164H259V166H258ZM14 166H15V164H14ZM46 166V167H45ZM116 166V165H115ZM200 166V167H201ZM258 166V167H257ZM11 167V166H10ZM200 167H198V168H200ZM201 167V168H202ZM2 168V167H1ZM53 168V169H52ZM106 168V167H105ZM108 168H106V169H108ZM200 168V169H201ZM259 168V169H258ZM195 169H197L196 167H195ZM100 170H101V172H100ZM202 170V169H201ZM199 171V170H198ZM205 171V170H204ZM249 171V172H248ZM53 172V173H52ZM91 172V173H92ZM207 172V171H206ZM251 172V173H250ZM201 173V172H200ZM242 173H245V174H242ZM259 173V172H258ZM257 173V174H258ZM125 174H127V175H125ZM208 176L206 177L207 178V182H208V180L210 181V179H211V176L209 175V174H207ZM9 176V175H8ZM105 176V177H104ZM109 176V177H108ZM125 177L124 179H123V177ZM10 177V176H9ZM12 177V176H11ZM122 177V178H121ZM209 177V178H208ZM241 177V176H240ZM258 177H259V179H258ZM8 178V177H7ZM201 179H199V180H202V176L200 177ZM13 179V178H12ZM241 179V178H240ZM8 180V179H7ZM204 181H206L205 179H204ZM26 182H28V181H26ZM40 182H45V183H47L48 182V184L46 185L45 183H40ZM115 182V183H114ZM135 182V183H134ZM202 183H203V180L201 181ZM34 183V182H33ZM39 183V184H38ZM204 183H206V182H204ZM1 184V183H0ZM18 184L20 185V183L18 182ZM27 184V183H26ZM72 184V188H75L76 187V189H78V190H76L78 193L81 191V190H79V189H83L84 187H82V188H80L81 186H83L84 184L83 183H79V182H71V181H69L68 179L66 180V186H70ZM18 185V186H19ZM22 185H24V184H22ZM30 185V182L27 184V185H24V189L25 188H27V190L29 189V186ZM46 185V186H45ZM75 187H74V186ZM132 185H133V187H132ZM17 186V185H16ZM15 186V187H16ZM77 186H79V188H77ZM4 187V186H3ZM22 187V186H21ZM31 187V186H30ZM95 187H97V189L98 188H100V187H98L97 185L95 186ZM111 187V188H110ZM252 187V188H253ZM45 188V189H44ZM243 188V187H242ZM3 188H2V186L0 187V193H2V190ZM67 189V188H66ZM109 189H107V190H109ZM26 190V189H25ZM26 190V191H27ZM75 190V189H74ZM109 190V191H110ZM218 192H219V190H218ZM222 192V191H221ZM243 192V193H242ZM30 193V192H29ZM67 193H68V190H66V195H67ZM81 193V192H80ZM113 193V192H112ZM111 193V194H112ZM26 194V193H25ZM31 194V193H30ZM98 194V193H97ZM114 194V193H113ZM28 195V194H27ZM70 195V194H69ZM29 196V195H28ZM98 196H99V194H98ZM158 196H159V194H158ZM225 197V198H224ZM77 197H75V198H73V200L76 202H80L82 199H80L79 197H78V199H80V200H78V199H76ZM97 198H99V197H97ZM102 198V197H101ZM100 198V199H101ZM251 198V199H250ZM39 199V198H38ZM38 199H33V200H36L35 202H38V204H39V201H41V199L40 200H38ZM245 199H247V200H245ZM55 200V199H54ZM72 200V199H71ZM72 200V201H73ZM95 200H97L96 198H95ZM99 200V199H98ZM98 200H97V202H98ZM104 200V204L103 205H105V202L106 201H109V200H107V199H103ZM103 200H101V201H103ZM147 200V201H146ZM145 201V202H144ZM42 202V201H41ZM40 202V203H41ZM94 202H96V201H94ZM82 203H84V201L82 202ZM110 202H108V204H109ZM130 203V204H131ZM144 203V204H143ZM261 203H262V205H261ZM77 204V206H79V208H81V210L82 209H84L85 210V208H86V206H85V204H80V203H76ZM106 204H107V202H106ZM102 205V206H103ZM226 205V204H225ZM39 207H35L34 208V206L32 207V209L31 210H38L39 212L40 211H42L44 208L42 207V206H40V205H38ZM85 206V207H84ZM106 206V205H105ZM227 206V205H226ZM224 207V209L225 208H227V210H225V212L226 213H228V214H224L225 216H227L228 218H229V208H228V206L227 207ZM104 207V206H103ZM138 207V208H137ZM148 207V206H147ZM146 207V208H147ZM31 208V207H30ZM78 208V209H79ZM101 208V207H100ZM103 210H104V214L105 215H108V213L109 212H107V211H105L106 210V207H105V209L103 208ZM139 210V209H138ZM44 211V210H43ZM45 211H46V209H45ZM88 211V210H87ZM224 211V210H223ZM36 212V211H35ZM148 212V210L147 209H144V213L146 214ZM234 212H236V213H234ZM21 213H24V212H21ZM43 213H45V212H43ZM87 213H89V212H87ZM86 213V214H87ZM221 214L222 213H224V212H220ZM39 214V215H38ZM36 216L35 215H32V216H35L36 217V219H39L38 221H39V223H41L40 225H39V223H38V226L40 227V229H38V228H36V229H34V230H31V231H38L37 232V236L38 235H42V234H45V233H40L41 231L43 232V229H45V219H43V216H41V214L40 213H38ZM221 214H219L220 216H217V219L219 218V219H222L221 218ZM22 215H24V214H22ZM90 215V213L88 214V216ZM159 215H161V214H159ZM263 215V214H262ZM93 216H95L94 218H97V220L96 221H98V222H102V221H99V216L97 217V215L96 214H94ZM222 216H223V214H222ZM29 217V216H28ZM27 217V218H28ZM44 217L45 218H48V217H51V216H49V215H47V213L44 215ZM101 217V216H100ZM143 217V216H142ZM155 218L153 219V220H155V222H156V224H155V226H159V228L160 229H162L163 231H164V233H166L165 234V236L166 237H168L169 236V239H172L171 240V242H175V243H173L172 245H171V248H172V251H173V253L174 254H181L182 255V251H181V249H182V244L183 243H180V242H178L177 241V238H176V235H180V233L182 232V231H179V232H177L178 234H172L171 232H170V230L169 229H166V228H168L167 227V225H166V223L167 222H165V217L164 216H157V215H155L154 216ZM164 217V218H163ZM3 217L2 216H0V249H2L3 247L2 246H5V248H7L8 249V247L6 246V245H10V244H8L9 243V241H8V243H7V236L8 235H6V233L8 232L6 229L5 230H3L2 228H5V226L4 225H2V223H5V221H3V219H2ZM90 218V217H89ZM236 218V219H235ZM241 218V219H240ZM246 218V217H245ZM260 218H261V216H260ZM264 218V217H263ZM82 219V218H81ZM106 219V218H105ZM104 218H103V220H105ZM111 219V218H110ZM139 219H140V217H139ZM147 219V218H146ZM148 221H149V223H151L150 222V220H151V218H149L148 217ZM183 219H184V217H183ZM226 219V218H225ZM230 219V218H229ZM101 220V219H100ZM108 220V219H107ZM133 220V219H132ZM131 220V225H136V221L137 220H135V222L134 221H132ZM238 220V221H239ZM70 221V220H69ZM83 221V220H82ZM219 220H216V226H218L217 228L219 229V227H220V224H218V223H220V222H218ZM220 221H222V220H220ZM241 221H239L240 223H242ZM66 222H67V224H68V220H66ZM78 222H80V221H78ZM97 222V223H98ZM142 222V221H141ZM103 223H105V222H102V226L104 227V224ZM149 223H147V221H146V223H144V224H148V225H150ZM238 223V222H237ZM236 223V224H237ZM246 223V224H245ZM99 224V223H98ZM138 224V223H137ZM140 224V223H139ZM142 224V223H141ZM143 224V226L141 225V227L143 228L142 230L143 231H145V232H143V234H145V236H144V238H146L148 241H149V243H148V245H149V248H151V249H148L149 251H148V253H150V254H147L148 256L147 257H149V255H150V258H147V257H145V255H144V257L142 256V259H143V261L144 260H146L147 261V263H149V261L148 260H150V261H154V260H156V258L157 257H159L158 255H164V253H165V248H164V245L162 244V245H159V244H157L156 245V243H158V242H155V240L157 239V236H156V233H154L153 231H151V230H153V227L152 228H150V227H148V225H147V229H146V225H144ZM239 224V223H238ZM243 224H245V225H247V222L246 221H243ZM73 225V224H72ZM79 225H80V223H79ZM130 225V227L132 228V227H134V226H131ZM3 226V227H2ZM136 226H139V225H136ZM151 226V225H150ZM154 226V227H155ZM215 226V227H216ZM25 227H31V228H33V226L31 225H29V224H27V226L25 225ZM42 227V228H41ZM84 226H83V224H82V228H83ZM99 227V226H98ZM103 227L101 228V229H103ZM63 228V227H62ZM65 228V227H64ZM80 226H76V224H75V226L73 225V229H75V231H76V233H74L75 234V236H77V237H80V235L81 236H83L84 234H82V232L81 231H79L80 230ZM149 228V229H148ZM30 229V228H29ZM38 229V230H37ZM133 229H135V228H133ZM133 229H129L130 230V232L128 231V233H131L132 234V237H136V234H137V232H135V230H133ZM155 229H156V227H155ZM154 229V230H155ZM158 229V228H157ZM165 229V230H164ZM150 230V231H149ZM4 231H7L6 233L4 232ZM220 231H221V229H220ZM45 232V231H44ZM80 232V233H79ZM239 232V231H238ZM31 233V234H30ZM36 232H34V234H35ZM84 233V232H83ZM159 233V232H158ZM161 233H163V232H160V234ZM163 233V234H164ZM8 234V233H7ZM29 234L30 235H32V237H34L33 236V232H29ZM37 236H35V237H37ZM131 236V235H130ZM183 235H181L180 236V238L182 237ZM7 237V238H6ZM40 237H42V236H40ZM39 236H38V238L39 239H36L35 238V240H37L36 242H38L39 244H38V246L39 247H44V244L41 242V240H42V238H40ZM171 237V238H170ZM80 238H82V237H80ZM137 238H138V235H137ZM176 238V239H175ZM179 238V239H180ZM47 239H48V241H49V239H51L50 240V243L51 244H53L54 245V243H58V246H59V244H62L61 243V241H59V239H57V238H54V233H52L51 231H49L48 232V236H47ZM137 241H139V238L137 239ZM137 241H135V242H137ZM236 241V240H235ZM79 242V241H78ZM135 242H132V243H130V244H132V246H135V245H137ZM184 242H186V241H184ZM150 243H151V245H150ZM178 243V244H177ZM189 244V246L191 245V242L189 241L188 242ZM200 243L202 244V245H206L204 242H202V241H200ZM254 243H256V242H254ZM76 244H78V243H76ZM160 244H161V242H160ZM176 244H177V246H176ZM257 244H259L258 242H257ZM257 244H253L254 246H253V248L254 247H256V251H255V249H252V251L254 250V253L253 254H257L258 253V251H260V253H258L259 254V256H263V257H259V259H258V261H259V264H264V259H261L260 260V258H264V248H263V246L260 244V250H258V247L256 246ZM66 245H67V243H66ZM180 245H182V246H180ZM195 245H197V244H195ZM235 245H236V250L237 251H240V246H239V244H237L236 242H235ZM61 246V245H60ZM62 246H65L64 244H62ZM157 246V247H156ZM192 246H194V245H192ZM237 246H239V247H237ZM2 247V248H1ZM137 247V246H136ZM205 247H208V246H205ZM25 248H28V247H25ZM158 249V253H156L155 252V254L153 255V254H151V253H153V250L154 251H157V249ZM7 249H4V250H7ZM10 249V248H9ZM86 249L87 248H85L84 247V249L83 248H80V250H78V251H85V253H86ZM137 249V248H136ZM262 249H263V251H262ZM88 250H89V248H88ZM87 250V251H88ZM140 250V249H139ZM206 250H208V248H206ZM21 251V250H20ZM24 251V250H23ZM22 251V252H23ZM25 252H27V251H25ZM89 252V251H88ZM31 253H33V254H35V251H30V254ZM84 253V254H85ZM140 253H141V255H143L142 254V251H140ZM146 253H147V251H146ZM145 253V254H146ZM82 254V253H81ZM136 254H138V253H136ZM158 254V255H157ZM88 255V254H87ZM223 255V256H222ZM32 256V255H31ZM89 256V255H88ZM140 256V255H139ZM165 256H166V254H165ZM221 256L222 257H224V256H226L225 255V253H222L221 254ZM32 257H35L34 255L32 256ZM138 257V256H137ZM136 257V258H137ZM162 258H160L161 260L163 259L164 261L166 260L167 261V259H168V263H170V261H171V263H172V260L171 259H169V257H167V259L164 257V256H161ZM145 258V259H144ZM73 260H71V261H75L76 259H74V258H72ZM138 259V258H137ZM136 259V260H137ZM141 259V258H140ZM154 259V260H153ZM162 260V261H163ZM175 264H185V263H183V262H181V261H179V260H177V259H175ZM209 262H211L210 260H209ZM24 262L22 261V264H23ZM143 263V262H142ZM212 263V262H211ZM136 264H137V262H136ZM141 264V263H140ZM145 264V263H144ZM149 264H153V263H149ZM155 264H156V262H155ZM207 264V263H206ZM231 264H233V261H232V263ZM235 264V263H234Z\"/></svg>",
	"mask_w": 264,
	"mask_h": 264
},
{
	"label": "clouds",
	"instance_id": "3",
	"mask_svg": "<svg viewBox=\"0 0 264 264\" xmlns=\"http://www.w3.org/2000/svg\"><path fill=\"white\" fill-rule=\"evenodd\" d=\"M3 3V0H0V4ZM44 3L46 5L51 3V0H44ZM51 6L54 9L61 8V0H55V3H51ZM264 15V14H262ZM21 49L20 47H17L15 51L19 52ZM5 56H0V60L5 59ZM13 64H15V61H12ZM18 71V70H17ZM14 72L10 71L9 76H12ZM64 79H68V77H64ZM226 96L228 94H225ZM250 96V103H255V97L257 95L264 96V90H261L257 92L256 90H252L249 94ZM232 99H235V97H229ZM59 107V105H57ZM45 111H52V107L45 104L44 105ZM59 115H57V121H56V128L61 129L63 131L64 128V122L59 121ZM15 123V121H13ZM113 124H119L118 120H114ZM56 128H54L51 132H48L44 129H41L40 135L36 137V139L39 140H49L50 142H54L55 137L59 136L61 132L57 131ZM16 136H19L20 133L17 132L15 134ZM63 135L73 141L71 145H68L69 148H71V151H64L62 154L57 153V155H49L47 151H45L43 148H38L34 146V151H38L39 155L35 159H30V162L28 165H24L21 160H17L15 162V166L13 168V174H14V180L12 181L13 186H15L16 181H33L35 182L38 179V172L37 170L41 168V165L47 162H51L55 165V176L53 180L51 181L49 187L52 186V184L55 185H62L65 181V179H68L71 182H79L83 183L85 185V189H87V184L89 183V180L86 177L81 178L79 181H75V176L77 172L79 171V161L76 159L77 153L79 149L77 148V142L83 143L85 136L82 131H79L77 129H70L68 131H63ZM18 143H20L18 141ZM229 144V139L227 137L222 138L216 145H214L211 149V155L210 159L215 160L216 157H219V164H223V153L227 151ZM59 156V159L57 158ZM3 157H0V160H2ZM218 164V166H219ZM10 166L9 165H3V170H7ZM91 167V165H90ZM167 167H171V161L167 163L166 166L160 167L157 166V170H166ZM90 175V174H88ZM38 189L34 188L33 191H37ZM65 201L62 199V197L57 194V203L63 204ZM71 201L69 200L68 203ZM41 206L45 209H47V205L43 204L41 202Z\"/></svg>",
	"mask_w": 264,
	"mask_h": 264
}]
</instances>
